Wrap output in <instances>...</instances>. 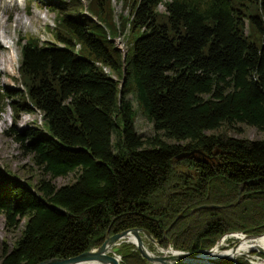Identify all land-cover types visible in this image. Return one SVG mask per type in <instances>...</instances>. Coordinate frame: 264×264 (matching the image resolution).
I'll return each instance as SVG.
<instances>
[{
  "label": "trees",
  "instance_id": "trees-1",
  "mask_svg": "<svg viewBox=\"0 0 264 264\" xmlns=\"http://www.w3.org/2000/svg\"><path fill=\"white\" fill-rule=\"evenodd\" d=\"M89 1L53 8V41L20 40L18 87L0 74L6 132L42 172L33 183L0 165V213L9 230L24 222L0 264L70 258L131 228L191 252L228 231L264 234V138L206 133L238 122L264 130V0H119L130 9L121 22L112 0ZM132 89L153 123L147 138ZM24 112H40L42 126L17 127ZM203 204L220 207L193 212ZM133 248L114 250L146 264Z\"/></svg>",
  "mask_w": 264,
  "mask_h": 264
},
{
  "label": "rangeland",
  "instance_id": "rangeland-1",
  "mask_svg": "<svg viewBox=\"0 0 264 264\" xmlns=\"http://www.w3.org/2000/svg\"><path fill=\"white\" fill-rule=\"evenodd\" d=\"M69 0H0V29L2 23H5L7 34L12 36V41L14 43V48L19 52L20 56V66L22 62V45L20 40L28 37L35 36L40 38L41 43L53 41L52 28L56 26V18L57 12L53 9L54 7H59L65 5ZM85 4V8L89 6V0H82ZM112 6L114 8V15L117 21L121 22V16L123 14H129L130 9L127 6L126 2H121L119 0H112ZM85 8L80 11V13L86 12ZM161 10L165 9L164 5L160 6ZM22 16L23 20H27V24L23 25L22 22L17 21V17ZM121 19V20H120ZM117 45L124 52L129 48L130 42L128 41V36L121 35L116 39ZM1 49H0V59L2 54H8L11 52V48L5 47L0 40ZM20 66L17 67L15 74L10 73L9 71H1V83L5 86H13L18 87L17 82L20 80ZM115 77L116 75L113 74ZM117 77V76H116ZM133 103L134 108L136 110V119H135V127L136 130L144 137L147 138L153 134H155L153 123L148 119L146 114L139 107L138 102L136 100V96L134 90L130 91L127 96ZM9 107V118L7 119L3 113L6 111V108ZM5 110L2 112L0 117V165L3 169L11 172L13 175H16L22 180L31 179L33 183L37 181L39 177L42 176V172L40 169L34 164L32 161V154H26L22 151L20 144L14 139L12 134L6 132L8 128L14 125L12 110L10 106H6ZM43 120L40 112L27 113L24 112L21 114V117L18 119L17 127L26 128L32 124L36 126H42ZM240 128V130H238ZM207 134H218L225 133L229 136L235 137H245L250 139H260L264 138V130H260L259 128L249 125L244 122H238L233 124L232 126L223 125L219 129L216 130H207ZM168 142H175L173 139L166 138ZM185 143V142H182ZM76 174L70 173L67 176H59L54 179V182L57 186H61L67 183L72 182L75 179ZM204 205V204H203ZM195 207L193 212L198 211L199 208ZM210 209V208H209ZM182 214H179L178 217H181ZM24 228V222L22 221L19 227L15 230H9L6 227V216L3 213H0V261L3 257V248L6 246L7 249H12L14 243L20 238L22 230ZM235 231H228L224 233L219 241L215 244L221 245V249H226L228 247L234 246L238 243L236 238L232 237V234ZM241 236L252 235L245 233V231L238 230ZM144 236L145 242L148 244L150 249L153 252L160 253L162 249H168L172 247V243H169L166 247L161 246L159 241L152 240L150 236L147 234H142ZM117 241L116 245H113L112 252L110 254L116 253L114 249L120 248V245ZM125 243L132 244L135 246L133 249H138V247L127 241ZM215 246L209 249H201L196 251L198 253L204 250H210ZM97 248V247H95ZM94 249V248H93ZM179 250V249H178ZM140 251V250H139ZM182 253L188 252L192 253L189 250H179ZM141 253V251H140ZM252 255L262 253L258 251H252ZM120 255V254H119ZM142 255V254H141ZM180 259V258H178ZM147 260V259H146ZM234 262L233 259H227L224 264H232ZM250 263V258L247 255L240 256L238 258V263L236 264H247ZM40 264V263H39ZM146 264H151L147 261ZM215 264H221L219 261L215 262ZM223 264V263H222ZM235 264V263H234Z\"/></svg>",
  "mask_w": 264,
  "mask_h": 264
},
{
  "label": "bare ground",
  "instance_id": "bare-ground-1",
  "mask_svg": "<svg viewBox=\"0 0 264 264\" xmlns=\"http://www.w3.org/2000/svg\"><path fill=\"white\" fill-rule=\"evenodd\" d=\"M17 21L23 23V25L27 24V20H23L22 16L17 17ZM5 23H2L0 29V40L2 41L5 47L11 48V52L8 54H2L0 59V70L1 71H9L12 74H15L17 67L20 66V56L19 52L14 48V43L12 41V36L7 34ZM108 71V70H107ZM3 115L8 119L10 112L9 107L6 108V111ZM143 240V246L147 249L148 253L151 256L155 257H167L166 261L169 263L181 262L182 264H215V262L219 261L221 264L227 259H233L234 262L232 264L238 263V258L243 255H247L250 258V264H264V234L253 236V235H239L240 232L236 231L232 234L233 238L238 240V243L234 246L228 247L226 249H221V245H217L210 250L200 251L194 255H191L188 252L182 253L178 249L173 246L168 249H162L160 253L153 252L148 244L144 240V236L142 234H146L144 232H140ZM239 233V234H236ZM118 244L121 245L124 242L130 241L137 246L138 239L132 233L127 234L126 236L120 238L118 240ZM156 242V241H154ZM117 242L114 244L116 245ZM109 252H112V246L107 249ZM258 251L262 253V255L255 254L252 255V251ZM116 260L123 264L122 256L114 253L113 254ZM145 258V257H144ZM180 258V259H178ZM147 259V258H145ZM151 264H160V261H153L151 259H147ZM87 264H106L103 262L91 261Z\"/></svg>",
  "mask_w": 264,
  "mask_h": 264
},
{
  "label": "water",
  "instance_id": "water-1",
  "mask_svg": "<svg viewBox=\"0 0 264 264\" xmlns=\"http://www.w3.org/2000/svg\"><path fill=\"white\" fill-rule=\"evenodd\" d=\"M126 53V52H125ZM126 55V54H125ZM126 81V76L123 79V84ZM122 84V86H123ZM193 152H186L183 153L181 155H179V157H183V156H187L190 155ZM220 207V205H216V204H204L201 206H198V208H218ZM174 223V222H173ZM173 224H171L172 226ZM170 226V227H171ZM144 232L146 233L148 236H150L152 238V240L155 241V239L150 235L149 232H146L145 230L139 229V228H131L128 230H125L123 232H118L115 233L113 235H108L106 237V239L104 240V242L102 243V245H100L97 248L91 249V250H87L85 252H82L76 256H72L70 258H51L49 260H45L43 262H41L40 264H87L88 262L91 261H97V262H103L106 264H120L115 256L113 254H110V252L107 250L109 247H113V245L122 237L126 236L129 233H132L136 236V238L138 239L137 242V247L138 249L141 251V254L143 257L147 258V259H151L153 261H160V264H182L181 262H176V263H169L167 262L166 258L167 257H155V256H151L147 249L143 246V240L141 237V233L140 232ZM263 235V234H260ZM253 236H258V235H253ZM191 255L196 254L195 252L190 253ZM250 264V263H247Z\"/></svg>",
  "mask_w": 264,
  "mask_h": 264
}]
</instances>
